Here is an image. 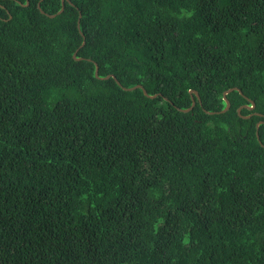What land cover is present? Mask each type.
<instances>
[{"label": "trees", "instance_id": "trees-1", "mask_svg": "<svg viewBox=\"0 0 264 264\" xmlns=\"http://www.w3.org/2000/svg\"><path fill=\"white\" fill-rule=\"evenodd\" d=\"M70 2L0 0V264H264V0Z\"/></svg>", "mask_w": 264, "mask_h": 264}, {"label": "water", "instance_id": "water-1", "mask_svg": "<svg viewBox=\"0 0 264 264\" xmlns=\"http://www.w3.org/2000/svg\"><path fill=\"white\" fill-rule=\"evenodd\" d=\"M66 2H69L70 4H73L72 2H70V0H62V8H61V10L57 13V14H55V15H48L49 17H51V18H54V17H56L57 15H60L61 13H63L64 12V10H65V3ZM39 7H40V5H39ZM43 14H46L44 11H41ZM80 17H81V15H80ZM79 23H80V21H79ZM79 27H80V24H79ZM86 44V41H85V39H84V42H83V45H82V47H84V45ZM74 58L76 59V60H81V59H78L77 58V53H75L74 54ZM96 76L97 77H99V66H98V64H96ZM111 76V75H110ZM110 76H107L105 79H108V78H110ZM119 84H120V82H118ZM121 85V84H120ZM124 89L125 90H129V91H132V90H136V89H142L143 91H144V93L147 95V97H150V98H157V95H153V96H151V95H149V93L147 92V90L142 86V85H137V86H135V87H133V88H125L124 87ZM235 90H237V88H233V89H230V90H228L227 92H225V95H227L228 93H231V92H233V91H235ZM191 93H194V94H196V96L198 97L199 95H198V92L197 91H192ZM225 101H226V103H227V107H226V109H224V110H222L221 112L222 113H226L229 109H230V106H231V104H230V101L225 97ZM253 103V102H252ZM195 105V102L193 103V106ZM248 107V106H247ZM253 107L254 106H252V107H249V109L251 108V109H253ZM240 111V110H239ZM245 118H248V117H245ZM262 123H264V122H262ZM259 125H257V129L259 128L258 127ZM257 136H258V133H257Z\"/></svg>", "mask_w": 264, "mask_h": 264}, {"label": "clouds", "instance_id": "clouds-1", "mask_svg": "<svg viewBox=\"0 0 264 264\" xmlns=\"http://www.w3.org/2000/svg\"><path fill=\"white\" fill-rule=\"evenodd\" d=\"M68 3H69V2H68ZM65 5H66V3H65ZM64 11H65V10H64ZM81 16H82V14H81ZM80 19H81V17L79 18L80 23H79V21H78L79 24H81V20H80ZM79 28H80V27H79ZM85 41H86V38H85ZM85 45H86V44H85ZM85 45H84V46H85ZM81 47H82V46H81ZM77 58H78V56H77ZM78 59H81V58H78ZM75 60H76V59H75ZM81 60H82V59H81ZM77 61H80V60H77ZM95 74H96V73H95ZM96 77H97V76H96ZM98 78H100V76H99ZM101 79H103V78H101ZM191 92H192V91H191ZM252 102H253V103H252ZM251 103H252V105H251V106H248L247 109H249V107H252V106H254L253 109L256 108V106H255V104H254V101H251ZM253 109L250 108L249 110H253ZM240 111H241V110H240ZM240 111H239V112H240ZM256 114L259 115V116H264L263 114H261V113H259V112H256ZM247 117L249 118V117H251V116H247ZM262 122H263V121H260V122L257 124V125H259L258 127H260V125L263 124ZM258 129H259V128H258Z\"/></svg>", "mask_w": 264, "mask_h": 264}]
</instances>
